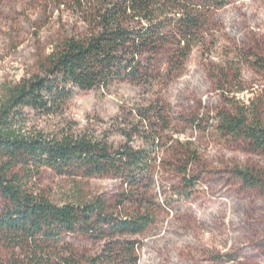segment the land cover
<instances>
[{
    "label": "rangeland",
    "instance_id": "374dc122",
    "mask_svg": "<svg viewBox=\"0 0 264 264\" xmlns=\"http://www.w3.org/2000/svg\"><path fill=\"white\" fill-rule=\"evenodd\" d=\"M78 1L87 2L0 0V96L40 74L58 44L85 32ZM179 1L202 14L201 32L187 42L168 28L145 82L116 80L106 89L77 91L60 116L30 120L51 134L71 123L116 145L125 141L112 128L117 119L140 132L147 128L132 146L149 140L153 171L145 204L154 219L140 236L124 238L136 242L137 264H264V153L221 129L226 114L264 121V0ZM183 48L185 59L179 58ZM147 110L152 117L161 112L163 121L151 117L141 125ZM237 170L248 171L257 185H246ZM13 172L29 192L58 205L99 195L114 205L126 189L112 177ZM4 206L0 199V211ZM63 242L87 257L105 244L82 235ZM9 254L0 248V260Z\"/></svg>",
    "mask_w": 264,
    "mask_h": 264
},
{
    "label": "trees",
    "instance_id": "16d2710c",
    "mask_svg": "<svg viewBox=\"0 0 264 264\" xmlns=\"http://www.w3.org/2000/svg\"><path fill=\"white\" fill-rule=\"evenodd\" d=\"M82 6L85 32L58 44L40 74L0 96V199L5 203L0 211V248L10 252L0 264H137V244L124 238L140 236L154 219L153 207L145 204L153 171L149 140L144 141L146 147L132 146L133 138L148 133L147 128L140 132L136 125L117 119L112 128L125 141L116 145L71 123L46 133L30 117L60 116L77 91L106 89L116 80L145 82L152 59L169 39L166 30L171 28L175 38L188 42L201 32L202 14L179 0H87L86 5L78 1ZM183 50L179 58L185 59L189 50ZM150 113H141V125H150L153 117L163 121L161 112L153 117ZM155 128L150 134L155 135ZM221 129L264 153V121L247 123L242 112L226 114ZM17 167L26 169V177L43 168L58 175L112 177L126 189L114 205L102 195L58 205L29 192L13 172ZM237 175L246 185H257L248 171L237 170ZM127 202L134 211L126 208ZM68 235L105 244L87 257L63 242Z\"/></svg>",
    "mask_w": 264,
    "mask_h": 264
}]
</instances>
